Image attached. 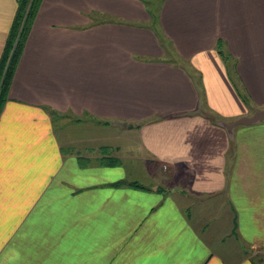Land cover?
I'll use <instances>...</instances> for the list:
<instances>
[{
    "label": "crops",
    "instance_id": "crops-1",
    "mask_svg": "<svg viewBox=\"0 0 264 264\" xmlns=\"http://www.w3.org/2000/svg\"><path fill=\"white\" fill-rule=\"evenodd\" d=\"M148 2L41 1L0 111V264H264V120L225 128L264 111V0Z\"/></svg>",
    "mask_w": 264,
    "mask_h": 264
},
{
    "label": "trees",
    "instance_id": "trees-1",
    "mask_svg": "<svg viewBox=\"0 0 264 264\" xmlns=\"http://www.w3.org/2000/svg\"><path fill=\"white\" fill-rule=\"evenodd\" d=\"M41 1L42 0L18 1L17 12L11 25L3 56L0 61V111L3 107V104L8 98V89L12 80L15 67L24 48L25 42L33 25V21L40 7ZM159 1L160 0H158V3ZM149 2L146 4L147 7H149ZM155 2L156 0H153V7L155 6ZM148 10L151 15V19H156L157 12H155L154 14L150 7ZM223 61L227 62L230 60H228V58L223 57ZM242 100L244 101L245 98L242 97ZM104 151L105 150H102V152ZM103 161V164L109 166H117L119 164V161L116 158L106 156L104 153ZM114 185L118 186L120 185V182ZM130 185L137 187L136 183H130Z\"/></svg>",
    "mask_w": 264,
    "mask_h": 264
},
{
    "label": "water",
    "instance_id": "water-1",
    "mask_svg": "<svg viewBox=\"0 0 264 264\" xmlns=\"http://www.w3.org/2000/svg\"><path fill=\"white\" fill-rule=\"evenodd\" d=\"M262 120H264V111H258L251 117L239 118L231 124H225V128L228 131H231L236 126L251 125V124L257 123Z\"/></svg>",
    "mask_w": 264,
    "mask_h": 264
},
{
    "label": "rangeland",
    "instance_id": "rangeland-1",
    "mask_svg": "<svg viewBox=\"0 0 264 264\" xmlns=\"http://www.w3.org/2000/svg\"><path fill=\"white\" fill-rule=\"evenodd\" d=\"M150 2H149V7L151 8V10H152V12L155 14V12H157V5H158V0H156V2H155V6L153 7L152 5V2H153V0H149ZM56 122V124H57V126L59 125V124H61V123H59L60 121L58 120V119H56L55 120ZM68 126H70L69 124H68ZM71 127V126H70ZM76 131V130H75ZM132 174H134V175H137V176H140V181H146V179L144 178V176L146 175V174H144V172H142V171H133V172H131Z\"/></svg>",
    "mask_w": 264,
    "mask_h": 264
}]
</instances>
